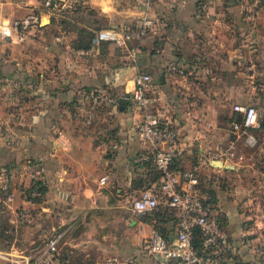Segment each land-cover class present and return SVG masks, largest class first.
Instances as JSON below:
<instances>
[{
  "label": "crops",
  "instance_id": "obj_1",
  "mask_svg": "<svg viewBox=\"0 0 264 264\" xmlns=\"http://www.w3.org/2000/svg\"><path fill=\"white\" fill-rule=\"evenodd\" d=\"M43 3L0 0V18L35 14L40 19L22 43L0 37L13 56L8 62L3 54L0 63V79L8 76L13 84V92L4 97L0 83V185L7 181L14 189L11 210L4 205L12 220L17 209L29 206L25 189L31 192L34 182H42L43 221L49 225L54 220L51 229L63 233L75 230L61 238L63 249L57 252L56 262L67 264L68 253L78 246H112L115 230L122 240L132 233L143 242L155 230L138 214L117 209L125 191L138 194L158 185L152 165L140 162L146 150L136 136L140 114L129 101L123 108L119 104L125 93L130 96L137 73L151 75L153 109L179 133L182 152L175 167H191L200 150L235 138L231 122L239 114L234 104L260 110L264 103V9L254 17L244 0H151L147 16L153 26L139 41L118 47L94 44L95 35L101 29L139 27L144 10L135 0H56L55 8ZM170 64L185 74L170 73ZM250 133L262 150L264 132ZM207 164L200 170L220 176L237 172L240 162ZM216 198L223 227L235 241V252L219 264H254L249 257L257 250L248 248L253 239L240 242V215L221 208L226 202L221 191ZM158 199L163 206L159 192ZM167 219L159 217L156 225L169 229L172 239L174 214ZM81 238L89 243L80 245ZM10 248L19 260L29 257Z\"/></svg>",
  "mask_w": 264,
  "mask_h": 264
},
{
  "label": "built area",
  "instance_id": "obj_2",
  "mask_svg": "<svg viewBox=\"0 0 264 264\" xmlns=\"http://www.w3.org/2000/svg\"><path fill=\"white\" fill-rule=\"evenodd\" d=\"M143 8L144 15L139 27L127 32L116 29H101L95 35L94 44L112 42L118 47L127 46L128 42H137L146 35L147 29L154 21L147 16L151 0H135ZM250 7L252 16L256 17L264 9V0H244ZM45 7H57L56 0H45ZM206 1L201 9H206ZM40 19L35 14L20 19L0 18V37L9 38L22 43L32 27L39 25ZM170 73L184 75L185 72L177 64L168 66ZM8 80V79H7ZM152 77L146 73H137L134 87L130 92L131 110L140 114L136 126L137 139L145 144L146 150L141 153L140 161H151L159 172L158 185L142 189L131 201L134 214L152 211L159 205L158 192L164 204L173 208L176 213V234L172 240L163 237L158 231L152 230L144 241L148 253L159 256L174 264H219L235 252V241L225 230L219 217L212 214L203 202L199 187L198 171L210 160L223 162H241L246 158L245 149H253L256 145L251 130L260 128L257 110L252 105L234 104L232 110L239 114L240 120L231 122V131L235 138L224 144H216L211 149L200 150L196 164L189 168L175 167L176 159L181 155L179 133L170 124L162 122L153 109L154 97L151 95ZM105 177L101 178L104 181ZM158 189V190H157ZM1 202L11 210L15 197L14 189L5 181L0 185ZM41 196L38 187L30 192L29 206L17 209V222L26 226L35 225L36 216L30 207L34 198ZM13 211V210H12ZM200 235V252L193 245L194 230ZM246 231L241 232V241ZM60 234H45V243L40 255L34 261L28 257L19 260L13 256V248L0 249V264H59L56 262ZM259 251V249H257ZM96 264H122L115 258H106Z\"/></svg>",
  "mask_w": 264,
  "mask_h": 264
},
{
  "label": "rangeland",
  "instance_id": "obj_3",
  "mask_svg": "<svg viewBox=\"0 0 264 264\" xmlns=\"http://www.w3.org/2000/svg\"><path fill=\"white\" fill-rule=\"evenodd\" d=\"M4 17L9 18L10 16L4 15ZM0 45L2 46L0 48V63H4L2 55L5 53H7V55H5L7 61L10 62L13 59V56H10V48L5 46L6 43H0ZM6 77L8 76H3L2 80L0 79L2 81H0L1 85L4 84L2 85V94L4 97L6 94H11L13 92V84L11 81L7 80ZM6 105L10 106L11 104L9 102L6 103ZM11 108H13V106H11ZM257 112L261 120L264 117V103ZM244 152L246 158L240 162L237 172L222 173L218 176L211 171L199 170L201 193L204 201L207 203L209 211L218 216L221 221L223 220V215L214 199L217 191H221L226 196V202L221 205V208H225L226 210L240 215L242 231H246L245 238L248 239V242H250V239H253L252 246H248V248H254L255 251L259 249V251H256L257 254L249 257V261H253L254 264H264V146L262 150L255 147L254 149H245ZM251 154L254 155L255 162L254 165L249 166L247 163H249ZM18 185H20V188H23L22 184H15V186ZM125 192L124 195L118 198L120 203L117 209L123 210L125 213H133L131 210V201L136 191L130 189ZM24 195L26 198H30V194L26 192V189ZM39 197L40 199L35 202L34 206L30 207L37 219L36 224L31 226L18 223L16 212L14 213V217H12L13 219L9 220L13 214L6 209L0 200V203L5 207V209H2V214H0L1 250H9L11 245H13V247L21 251L22 255H28V258L34 261L39 257L41 249L44 246V235L55 233L61 235L58 243V250L62 251L63 245L61 244L63 241H61V238L65 240L66 236L75 230H65V233H63V231L59 229H51V224H53L54 220H50L49 225L47 222L43 221L40 213L41 208L39 207L42 197ZM78 229L80 230L81 228ZM225 230L232 234V231L228 229ZM168 233L169 229H165V234L169 235ZM119 234H121V231H114V243L112 246L103 245L101 243H96V246L91 245L84 247V249H79L81 246H78V250L74 251L73 254L68 253L70 256L67 264H96L97 262L103 261L105 257L115 258L122 264H169L168 260L157 258L149 254L144 246V242L142 240L137 241L132 233L130 239L127 238L124 240L119 237ZM81 240L84 242H80V245L89 243L88 238H81ZM60 255L62 256L61 253Z\"/></svg>",
  "mask_w": 264,
  "mask_h": 264
},
{
  "label": "trees",
  "instance_id": "obj_4",
  "mask_svg": "<svg viewBox=\"0 0 264 264\" xmlns=\"http://www.w3.org/2000/svg\"><path fill=\"white\" fill-rule=\"evenodd\" d=\"M45 1V0H44ZM38 26V25H37ZM236 119L237 120H240V117L238 116V117H236ZM260 119V118H259ZM260 130H262L263 132H264V117L260 120V128H259ZM142 164H147V165H149V166H151L152 167V171H153V176H152V179L154 180V179H157L158 177H159V172L156 170V168H155V166L153 165V163L151 162V161H140ZM208 165V164H207ZM154 168V169H153ZM200 171H198V173H199ZM197 173V174H198ZM198 177H199V174H198ZM33 185H35V186H37L38 187V189H39V191L41 192V194L43 193V191H44V187H43V184H42V182H34L33 183ZM199 187H200V181H199ZM145 188H148L147 186L146 187H144L143 189H145ZM142 190V189H141ZM200 191H201V187H200ZM26 192L28 193V194H30V192H29V190H26ZM38 199H40V197H36V198H34L33 200H34V203L35 202H37V200ZM214 201H216L217 202V198H216V195H215V199H214ZM203 202H204V204H205V206L207 207V203H206V201H204V199H203ZM208 208V207H207ZM2 209H4L3 208V205L0 203V210H2ZM3 213H4V211H3ZM169 213L170 214H174V216H175V223H177V217H176V213H175V210L173 209V208H171V207H169V206H167V205H163V206H161L160 204L157 206V207H155L152 211H150V212H145V213H141V214H138L139 215V217L142 219V220H144V221H146V222H148V223H151V224H153L152 226H153V228L156 230V231H158L163 237H165V238H167L168 240H172L171 238H169V235H167V234H165V228L164 227H158L157 225H156V221L159 219V217H168V221H169ZM218 217V216H217ZM166 220V221H167ZM0 234H1V231H0ZM244 238H245V236H244ZM243 238V240H246V239H244ZM247 241H243V243H246ZM193 245H194V248L196 249V251H198V252H200V249H201V247H200V235H199V231H198V229H195L194 230V240H193Z\"/></svg>",
  "mask_w": 264,
  "mask_h": 264
},
{
  "label": "water",
  "instance_id": "obj_5",
  "mask_svg": "<svg viewBox=\"0 0 264 264\" xmlns=\"http://www.w3.org/2000/svg\"><path fill=\"white\" fill-rule=\"evenodd\" d=\"M129 101V93H125L123 97L119 99L120 108H123L125 104ZM211 165L214 167H222L223 162L221 160H211Z\"/></svg>",
  "mask_w": 264,
  "mask_h": 264
}]
</instances>
